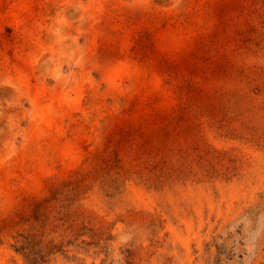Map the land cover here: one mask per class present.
Returning <instances> with one entry per match:
<instances>
[{
    "label": "rangeland",
    "instance_id": "obj_1",
    "mask_svg": "<svg viewBox=\"0 0 264 264\" xmlns=\"http://www.w3.org/2000/svg\"><path fill=\"white\" fill-rule=\"evenodd\" d=\"M0 264H264V0H0Z\"/></svg>",
    "mask_w": 264,
    "mask_h": 264
},
{
    "label": "bare ground",
    "instance_id": "obj_2",
    "mask_svg": "<svg viewBox=\"0 0 264 264\" xmlns=\"http://www.w3.org/2000/svg\"><path fill=\"white\" fill-rule=\"evenodd\" d=\"M24 5H25V4H24ZM26 81H27V80H26ZM26 81H25V82H26ZM27 84H28V83H27ZM46 113H47V112H46Z\"/></svg>",
    "mask_w": 264,
    "mask_h": 264
}]
</instances>
